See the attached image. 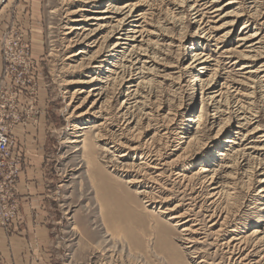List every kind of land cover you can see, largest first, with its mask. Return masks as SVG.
Returning <instances> with one entry per match:
<instances>
[{
    "label": "rangeland",
    "instance_id": "rangeland-1",
    "mask_svg": "<svg viewBox=\"0 0 264 264\" xmlns=\"http://www.w3.org/2000/svg\"><path fill=\"white\" fill-rule=\"evenodd\" d=\"M8 1L2 3L0 11ZM126 1L101 0L97 10L106 11L107 13L101 16L108 19L96 22L94 24H98L97 26L89 28L94 30L99 25L104 27L99 33L93 34L92 38L90 37L91 41L86 42L81 35L78 37L80 32H77L71 39L79 40L81 43L71 49H67L65 44L66 17L69 12L81 9L83 3L80 0L33 1L43 29L45 52L41 69L47 86V100L50 101L48 121L51 125L48 134L49 157L46 164L47 175L51 178V182L48 188L46 215L43 218L46 229L44 236L35 240L36 249L39 248L36 252L37 256L42 259V264H101V261H104L103 249L106 245L114 244L117 245L115 256L121 254L126 264H200L201 258H191L181 242L183 226H177L169 219L179 212L192 209L190 220L195 218L199 224L201 223L199 228H202L201 233L196 237L200 239V243L195 248L202 250L201 256L207 259L208 264H233L225 251H222L221 246L224 239L231 237V230L228 229L226 236H217L216 231L219 227L214 225L215 221L211 223L206 216L215 210H224L229 214L233 224L244 227L243 231L250 239V244L255 241V235H252L255 230L258 229L262 232L260 234L264 235V199L259 198L261 185L257 184V162L264 164V151L257 152V148L263 144L258 143L257 135L255 138L248 137L257 128L264 130V99L262 98L264 93L257 86L258 73H251L264 65V0H235L238 4L218 13L220 14L218 17L208 15L210 17L205 21L206 28L210 29L215 42L211 41L212 38L209 40L208 37L202 38L204 36L197 30L198 27L193 20L194 12L190 11L192 4L190 2L193 0H131L130 3L138 2L135 16L141 15L142 19L141 17L135 19L140 20L136 24L141 34L135 36L137 41L132 43L125 41L128 45H123L118 52H111L117 41L108 38L110 31L117 25V20L124 18L115 12L121 9ZM182 1L185 2L184 8L178 6ZM209 1L206 7L214 4V0ZM228 1L231 0H226L221 5H225ZM215 9L216 7L211 8L209 12ZM233 11H235L231 14L233 17L231 15L223 17ZM131 26L126 27L124 32H128ZM243 27L248 29L244 30ZM257 30L258 39L240 41L256 33ZM87 34L88 32L84 36ZM128 35L132 37L134 34ZM255 43H259L255 46L258 53L251 54L258 55L257 58L254 62L244 60L242 53L247 54L249 46ZM86 48L88 55L79 57L78 64L88 63L87 59L101 49V84L98 87L101 89V94L105 95L97 111L100 107L105 113L111 109L112 116L114 120L116 119L115 123H118L120 117L127 113V109L124 110L122 106L127 99L129 87L132 85V91H137L136 97L134 96L131 101L133 118L128 135L131 137L138 133L137 129L141 131V137L137 139L139 145L145 141L156 143L159 140L157 127L165 123L171 125V131L176 135L186 128L189 131L187 137L191 136L198 131L199 114L203 116L207 114L202 126L204 130L202 140L207 148L195 144L193 149L196 154L192 159L171 162L182 153L181 151L176 155L170 151L166 154V158L152 159V163L161 164L160 169L163 174L162 182L151 189L156 199L152 205L145 203L144 197L137 194L139 190L136 185L126 184L128 179L136 176L134 172L123 175L110 168L108 162H120L119 156L122 152V149L116 151L112 147L111 142L114 139L110 132L114 129H106L107 135L101 128V141L94 140L98 133L96 126L102 123V120L91 118L90 123L83 125L86 129L81 134L85 137L80 139L81 141L86 139L88 144L86 151L84 143L78 144L77 147L71 143L73 126L80 122V117L77 118L78 114L77 116L74 114L78 105L74 107L70 104L68 92L79 87H85L89 92L90 86L82 83L68 85V82L88 81L90 79L86 76H92L93 72L92 70H87L85 73L70 71L66 67L68 63L66 59L72 53ZM133 48L139 49V53L142 52L141 60L137 62L135 57H130ZM191 51L210 57L209 75L213 78V90H201L202 87L196 81L200 68L196 70L187 68L191 63L189 57ZM132 62L135 65L131 66ZM243 63L248 65L247 69L242 70ZM131 70L134 72L133 83L123 84V79H130L128 73ZM209 75L207 77L205 75L202 79L207 80ZM117 77L116 85L117 89L119 88L117 91L121 95L116 102L109 103L108 96L112 97L111 93H113V79ZM215 92H219L218 94L222 92L223 98L221 100L218 98L217 101L222 102L219 105L223 106L221 111L225 113L213 126L211 124L216 112L209 105L212 102L210 98ZM86 96L83 95V99ZM83 99L81 102L85 100ZM93 99L85 105V110L92 106L96 100ZM236 99L242 104L245 103L244 105L252 104L251 109H254L252 114L256 116L258 113L259 123L256 118L255 123L246 126L245 129L237 128L239 124L235 110ZM150 110L154 115L146 116L145 114H149ZM171 119L174 121H170ZM239 122L244 123V121ZM147 124L152 125L149 131H145ZM220 124L224 126L223 132L215 138ZM229 138H236L235 144L239 145H228L226 140ZM184 141L188 142V139ZM228 148L234 152L242 150L245 157L234 166L232 172L230 169L223 170L221 174L223 181H226L233 190L225 189L227 194L224 200L216 204L211 205L212 202H208L207 191L200 192L198 194L200 196L196 197L194 191L187 189L185 183L179 182L173 175L174 172H179L191 180L196 176V180H192L194 182L198 180L197 177L200 175L198 172L202 167H206L211 172L221 170L225 162L218 155ZM163 150L164 147L161 145L160 151ZM233 151L231 155L235 154ZM126 163L136 164L137 160L129 158ZM232 173H235L237 178L232 176ZM230 182L233 184L231 185ZM159 210L166 211V214L159 213ZM118 219L133 220L134 225L125 227L119 225L117 226L119 229L115 230L114 225H117ZM13 225L14 223L11 226ZM104 240L107 241L105 245ZM255 249L252 257L257 262V255H264V242ZM261 263L264 264V261Z\"/></svg>",
    "mask_w": 264,
    "mask_h": 264
},
{
    "label": "bare ground",
    "instance_id": "bare-ground-1",
    "mask_svg": "<svg viewBox=\"0 0 264 264\" xmlns=\"http://www.w3.org/2000/svg\"><path fill=\"white\" fill-rule=\"evenodd\" d=\"M4 1L5 0H0V6L2 5V3ZM80 1L83 3V6L81 7V9L74 11V12H69V14L67 15L68 17H66V21H65L66 23L64 25L65 26L64 27V31H65L64 35L66 36V39H65L66 43L65 44L67 45V47H66L67 49L74 48L78 44L81 43L79 40L75 41V40L71 39L72 36L75 35L77 32H80L78 34V37H80V35H81V37H84V40H85L84 42H86L87 40L89 41L90 37L97 32L99 33L101 31L102 27H104V26L99 25L98 28L94 29V30L90 29L89 27L97 26L98 24H94V23L106 21V19H108L104 16H101V15H104L105 13H107L106 11L97 10L99 8L98 5L101 3V0H80ZM114 1H118V0H114ZM127 1L122 6L121 9L119 8L115 12L116 14H118L121 17L123 16L124 18L120 19L119 21L117 20V22H118L117 25L114 26L110 31V36L108 38L114 39V40L116 39V41H117L114 44L111 52H118L119 49H121L123 45H128V44H126L127 42H125V41H130L131 43L134 41H137V39H136L137 37H135V36L138 34H141V32L137 30V28H139V26L136 24L140 20L135 19L137 17L138 18L141 17L140 19H142L141 15L135 16V13L137 12V7H138L137 3L138 2L137 3H130L131 0H129L128 2ZM225 1L226 0H214V2L212 1L214 4L210 5L208 7H206V6H207V4L210 3L209 0H193L192 2H190V3H192L190 5V11L194 12L193 13V15H194L193 20H194V23L198 27L197 30L200 31V35L202 34L204 36L202 38L206 39L205 37H208V40L212 38V33H211L210 29L206 28L207 23H205L206 19L208 17H210L208 15H211L212 17L216 18L220 15V14L218 15V13H222L228 7H232L233 5L238 4L237 1L231 0L222 6L221 4H223V2H225ZM184 4H185V2L182 1V2H180V4H178V6L180 8H184ZM203 7H205V8H203ZM215 7H216V9L213 12H209L211 8H215ZM112 10H114V9H112ZM232 13H235V11H233L231 13H227L223 17H226V16L228 17ZM213 15H215V16H213ZM129 25H132L131 26L132 28H130L128 30V32H124L125 28L128 27ZM245 29H248V27H245L244 30ZM87 32H88V34L86 36H84ZM128 34H134V35H132V37H131ZM196 34H197V32H196ZM226 35H228V34H226ZM222 37L225 38V36H222ZM258 37H259V31L257 30L256 33L254 32V34H252L246 38H242V39H240V41H252V39L253 40L258 39ZM214 40L215 39L212 38L211 41H214ZM259 43H255V44L249 46V52L247 54L242 53V58L244 60H252L254 62L258 55H254V54L252 55L251 53H258L256 51L255 46L258 45ZM135 47L136 46H134V48ZM134 48L131 50L132 53L130 52L131 53L130 57H132V58L135 57V60L137 62L138 60H141L140 57H141L142 52L139 53V51H138L139 49L135 50ZM86 50H87V48L81 49L79 51L77 50L78 51L77 53H72L66 59V60H68L66 67L70 71H73V70H74V72L75 71H78V72L84 71V73H85V71H87V70H92V72H93L92 76H90V75L86 76L88 79H90L88 81H83V82L71 81V82H68V85L74 84V83H82V84H86V85L90 86L89 92H87V89L85 87H79V88L73 90L72 92H68V95H69L68 98H69L70 104L73 106L78 105L77 107L74 106L75 107V110H74L75 113L74 114L76 116L78 114L77 118L80 117L79 118L80 122L73 126L72 130L74 131V133H73V140L71 143L75 144L76 145L75 147H77L78 144L84 143V150L86 149L88 144L86 143V139L81 141L82 140L81 138L85 137L84 134H81V133L86 129L85 127H83V125H86V123L87 124L90 123L91 118H96V119L98 118V119H100V121L102 120V123H99L98 126L95 125L98 129V133L95 135L94 140L98 139V141H101V128H102V131H105L106 129L110 130V128L116 130V131L113 130L110 132L111 136L114 139L111 142V144H113L112 147L116 151L122 149L121 150L122 152H120L121 155L119 156L121 161L120 162L109 161L108 164H110L111 169H113L114 171H117L119 173H122L123 175L128 174L130 172H134L136 174V176L128 179L126 184L127 185H136V187H138V190H139L137 194L144 197V199L146 200L145 203L152 205L156 201V199H155V196L152 195L151 189L153 188L154 185H159L162 182V177H163L162 171L160 169L161 164L160 163L155 164V162L152 163L151 162L152 159L154 157L155 158L165 157L166 154L169 153L170 151L174 152L175 155L179 151L182 152L180 155H177L176 158L171 162L181 161L183 159L184 160L185 159L186 160L192 159L196 154L194 149H193V146L195 144H199V145H201V147L205 146L204 145L205 142H203V140H202L203 132H204V130H202L203 129L202 126H203V121L205 120L204 118H205V116H207V114L204 116L199 114V117L197 120V123L199 124V126L197 127L198 131L194 132V134H192L191 136L187 137V135L189 134V131H187L186 128L182 129L180 131V133L178 135H176V133L171 131V125L169 123H165V124H162V125L157 127V130L159 133V135H158L159 140L156 141V143L148 142V141L147 142L145 141L143 143L141 140L142 143L139 145V143L137 142V139L139 140V138L141 137V134H140L141 131H139L137 129L138 133H135L133 136L131 135V137H129V135H130L129 132L131 129L130 128L131 121L133 118V116H132L133 114H131V110L133 108V103L131 101H132V99H134L133 98L134 96L136 97L137 91H134V90L132 91V87H131L132 85L129 87V92L127 93V96H126L127 99L123 103L124 105L122 106L124 110L127 109V113L125 115L123 114L120 117L118 123H115L116 119L114 120V117L112 116L113 114L111 113V109L105 113V111H101V107H100V109L97 111V107H98V105H100L101 100L103 99V96L105 95V94H101V89L98 87L99 84H101V70H100L101 69V49L98 52H96L95 55H93V56L91 55L87 59L88 63L78 64L79 57H86V55H88V52ZM123 55H126V54H123ZM189 57L191 59V63L188 65L187 68L192 69V70H196L197 68H200V70H201V71H198L199 74L196 77V81L202 87L201 90H204V91L213 90L214 89L213 78H212V75H209L211 73L210 72V68H211L210 57H208L207 55H203V53H197L196 51H191V54ZM139 64H140V62H139ZM245 64L246 63H243L242 70L248 68V65H245ZM133 65H135V64L132 62L131 66H133ZM123 70L125 71V69H123ZM140 71H141V73H143L141 69H140ZM133 73L134 72L132 70L130 73H128V76L130 79L129 80H127L126 78L123 79V82H124L123 84L133 83V81H134L133 80L134 79ZM251 73H254V74L258 73V76L256 78L257 84H258L257 86H259L258 89L260 88L261 91L264 93V65L260 66L259 69H257L256 71H252ZM115 75H117V74H115ZM205 75H206V77L209 75V78L207 80L202 79V78H204ZM85 80H87V79H85ZM117 80H118V77L113 79V84H112L113 85V88H112L113 93H111L112 97L108 96V102L110 101L109 103H111L113 101L116 102L118 96L121 95V93L117 91V90H119V88L117 89V85H116ZM218 93L219 92H215V95L210 98V101H212V102H211V105H209V107L214 108V112H216L215 116L213 115L214 116L213 117V123L211 124L213 126L217 123L218 119L221 116H223L225 113V111H221L223 106L219 105L220 103H222L220 101L223 98V97H221L222 92H220V94H218ZM85 94L87 96L84 98L85 99L84 100L83 95H85ZM93 98H95L96 100L93 102V104L90 108L85 110L84 109L85 105L89 104V102H91V100ZM218 98L220 99L219 101H217ZM232 98H233V96H232ZM262 98L264 99V96H262ZM82 99L84 101L81 102ZM234 101H235V104H237V105H235L237 108L235 110L237 113V119H238V124H239L237 128L242 129V130L245 129L246 126L251 125L254 121H256V118H257V123H259L258 119L260 117L258 116V113L256 115L257 117L252 114V112H254V109L253 108L251 109L252 104L244 105L245 103L242 104V102H240L237 99ZM229 105H230V103L228 104V106ZM151 112L152 111L150 110V113L149 114L146 113L145 115L146 116H148L150 114L154 115ZM249 114H251V115H249ZM242 115L244 116V118H242ZM127 116H129V118ZM152 120L153 119H151V121ZM170 121H174V119H171ZM239 121H244V123H241ZM158 124H160V123H158ZM220 125L221 126H220V128H218L219 130L216 133L215 138H217L223 132L224 126H223V124H220ZM151 129H152V125L147 124L145 127V131H149ZM93 130H94V128H93ZM105 132L108 135V132L107 131H105ZM128 133H129V135H128ZM256 135H257V139L259 141L258 143L263 144V146L257 148V152H262V151H264V130L257 128V130H254V132L250 133L248 137L249 138H255ZM143 137H144V135H143ZM243 137H245V136H243ZM185 139L186 140L188 139V142L184 141ZM236 140H237L236 138H229L228 140H226V143L230 146L231 145H239V144H235ZM208 141H209V139H208ZM161 145L164 147V150L162 152L160 151ZM228 145H227V147H228ZM230 148H228L226 151H221L218 155L220 158H223L222 160H224V162H225V164L222 165L221 170H218V171L214 170L211 172L209 169H206V167L200 168L199 172H198V173H200V175L197 177V179L199 180V181L197 180L198 182L192 181V180H196V176L194 179L191 180V179L187 178L186 176L181 175L179 172L178 173L174 172L173 175L176 177L177 180H179V182L185 183V187L187 189H189L190 191L191 190L194 191L196 193L195 194L196 197L200 196V195H198L200 192H202L204 190L207 191L206 194L208 197L207 198L208 202H212L211 205L213 203L216 204V203L220 202L221 200H224L225 195L227 194L225 189L228 188L230 190H233V188H229V184H227L226 181H223L224 178H222V176H221L223 170L230 169V172H232L234 169V166L237 165L239 163V161L245 157V153L242 150H237V151L235 150V152H234ZM248 149H251V148H248ZM232 151L235 153L234 155L233 154L231 155ZM129 158H132V159L135 158L137 160V163L136 164H127L126 162H127V159H129ZM162 162H163V160H162ZM243 162H245V161H243ZM165 165H166V163H165ZM253 170H254V168L252 169V171ZM263 172H264V164L257 162V184L261 185L260 186L261 190L259 193V198L261 197L260 199H264V197H263L264 196V187H263L264 186V179H262V177H264ZM205 173H207V174H205ZM232 176L235 177L236 174L232 173ZM251 176H252V173H251ZM235 178H237V177H235ZM234 180H237V179H234ZM230 184L232 185L233 183L230 182ZM119 190H121V189H119ZM178 206H180V205H178ZM178 206H175V207H178ZM174 210H175V208H174ZM263 210H264V207H263ZM170 211H173V210L171 209ZM191 212H192V209H186L183 212H179L178 214L171 216L169 219L171 221H173L175 225H177V226L182 225L183 226L182 233H181L182 236L180 237V239H181L182 244L185 246V249L190 253V257L193 259H200L201 258V262L199 261L200 264H208L207 259H205L204 257L201 256L202 250L201 249L197 250L195 248V246L198 243H200L199 242L200 239H198L196 237H198L197 235H199L201 233L200 231L202 230V228H199L201 226L200 225L201 223L199 224L195 218L190 220V218L192 216ZM159 213H163V214L165 213L166 214V211L159 210ZM206 217H208L210 219L211 223H213L215 221L214 225L219 227V230L216 231L218 234V235L216 234L217 236H220V237L226 236L228 233L227 232L228 229L231 230L230 231L231 237L224 239V241H222L223 243L221 244V246L223 247L222 251H225V253L229 256V260H231V262H233V264H262L261 262L264 261V255H257V262L252 257L253 252L256 250L255 248L258 249V246L261 245V242H264V235L260 234L262 232H260L258 229L255 230L252 235L253 236L255 235L254 240L256 242L254 241L250 244L249 243L250 239L248 238V236L243 231L244 227L233 224V221H230L231 218L229 217V214L227 212H225L224 210H222V211H219V210L216 211L215 210V211L211 212L210 215H208ZM119 219H118V221H116L117 225L116 224L114 225V229L116 227L115 230L119 229V228H117V226L119 227V225L121 227L134 225L133 220L125 219V221H123L122 219L121 220H119ZM238 222H240V221H238ZM205 225H207V224H205ZM218 240H219V238H218ZM103 242H104V245L107 243V241H105V240ZM110 245H111V243H110ZM201 245H202V243H201ZM103 252H104V255H103L104 258L102 260H104V261H101L102 262L101 264H126L123 257L121 256V254L118 257L115 256V254L117 252V245H114V244H113V246L112 245L111 246L106 245L105 248L103 249Z\"/></svg>",
    "mask_w": 264,
    "mask_h": 264
},
{
    "label": "crops",
    "instance_id": "crops-1",
    "mask_svg": "<svg viewBox=\"0 0 264 264\" xmlns=\"http://www.w3.org/2000/svg\"><path fill=\"white\" fill-rule=\"evenodd\" d=\"M34 0H9L0 11V77L4 69L2 40L17 28L25 34L31 45L32 58L37 64L39 96L38 115L29 122L15 127L16 146L14 155L21 159V173L17 184L20 208L14 225L5 231L0 228V264H42L36 253L35 240L43 237L49 182L46 164L48 162V121L47 86L43 78L41 63L45 43L41 18Z\"/></svg>",
    "mask_w": 264,
    "mask_h": 264
},
{
    "label": "built area",
    "instance_id": "built-area-1",
    "mask_svg": "<svg viewBox=\"0 0 264 264\" xmlns=\"http://www.w3.org/2000/svg\"><path fill=\"white\" fill-rule=\"evenodd\" d=\"M4 69L0 77V227L9 229L20 208L17 184L21 159L14 155L15 127L38 115L37 64L31 45L17 28L2 40Z\"/></svg>",
    "mask_w": 264,
    "mask_h": 264
},
{
    "label": "water",
    "instance_id": "water-1",
    "mask_svg": "<svg viewBox=\"0 0 264 264\" xmlns=\"http://www.w3.org/2000/svg\"><path fill=\"white\" fill-rule=\"evenodd\" d=\"M6 1H7V0H5L4 3H5ZM4 3H3V4H4ZM3 4H2V5H3Z\"/></svg>",
    "mask_w": 264,
    "mask_h": 264
}]
</instances>
